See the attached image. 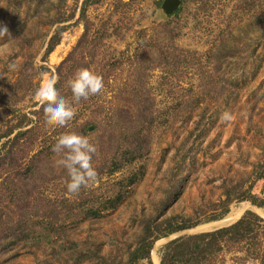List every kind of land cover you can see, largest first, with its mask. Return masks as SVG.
<instances>
[{"label": "rangeland", "instance_id": "obj_1", "mask_svg": "<svg viewBox=\"0 0 264 264\" xmlns=\"http://www.w3.org/2000/svg\"><path fill=\"white\" fill-rule=\"evenodd\" d=\"M162 2L0 0V264H123L146 225L154 236L165 217L196 223L137 262L159 264L173 238L246 210L264 220V206L238 199L264 160V0H179L170 13ZM81 68L104 88L73 102L64 126L48 122L36 90L55 76L71 101ZM68 132L97 149L95 178L74 194L51 150ZM251 185L264 197L262 179ZM214 248L202 264H264L260 230Z\"/></svg>", "mask_w": 264, "mask_h": 264}, {"label": "trees", "instance_id": "obj_2", "mask_svg": "<svg viewBox=\"0 0 264 264\" xmlns=\"http://www.w3.org/2000/svg\"><path fill=\"white\" fill-rule=\"evenodd\" d=\"M91 0H84L85 3L90 2ZM50 39L46 47V52L51 51L53 46L56 44L57 40ZM23 134V131L20 130L16 133L15 136ZM136 148V149H135ZM134 148L133 154L138 151V147ZM126 159L139 157L136 154L132 156V152L129 149H126L122 152ZM125 154H128L129 157H126ZM117 163V162H116ZM117 165H119L117 163ZM118 167L116 166L115 169ZM252 175H254L253 180L248 185V187L240 194L239 200H248L252 204L257 206H264V197L260 198L255 193L252 192V182L256 179H262L264 181V160L256 165L252 170ZM129 183L135 181L134 177L130 178ZM227 195L226 204H229L230 197ZM120 196L117 195L114 199L109 200L110 205H115V201H118ZM227 211L225 208L219 214L212 215L209 219L220 218L223 213ZM175 221V222H172ZM165 226L163 231L157 232L154 236H151L149 232V226L144 227V235L135 245L133 250L130 252L129 257L123 264H137L140 259H147L149 254V249L151 248L155 239L159 237H165L169 234L177 231L184 230L189 228L196 223H189L186 219L180 218L179 215L169 216L162 219ZM258 230L264 235V220L257 216L254 212L246 210L242 216L237 219L235 222L219 227L217 229L199 232L195 234H186L181 235L176 238L169 240L161 248L160 253V262L159 264H171V263H181V264H202L206 260V256L211 254L215 249L216 245L218 248H222V244L227 241L238 242L242 241L249 233L257 232ZM148 264H151L149 261Z\"/></svg>", "mask_w": 264, "mask_h": 264}, {"label": "clouds", "instance_id": "obj_3", "mask_svg": "<svg viewBox=\"0 0 264 264\" xmlns=\"http://www.w3.org/2000/svg\"><path fill=\"white\" fill-rule=\"evenodd\" d=\"M6 33L7 28L0 26V38H3ZM56 83L57 78L49 76L36 90L35 99L42 106L46 120L58 126H64L72 120L75 114L72 107L73 102L78 103L81 99H87L90 95L100 93L104 88L102 76L88 68L77 70L68 81L71 101L58 93ZM220 119L231 121L233 116L225 111ZM51 150L61 154V158L56 163L67 171L66 190L68 193H77L82 186H87L88 182L95 178L96 171L91 160L97 149L94 144L90 143L88 137L76 132L61 134Z\"/></svg>", "mask_w": 264, "mask_h": 264}, {"label": "water", "instance_id": "obj_4", "mask_svg": "<svg viewBox=\"0 0 264 264\" xmlns=\"http://www.w3.org/2000/svg\"><path fill=\"white\" fill-rule=\"evenodd\" d=\"M179 0H163L162 8L167 12L170 13L172 10L178 6Z\"/></svg>", "mask_w": 264, "mask_h": 264}, {"label": "bare ground", "instance_id": "obj_5", "mask_svg": "<svg viewBox=\"0 0 264 264\" xmlns=\"http://www.w3.org/2000/svg\"><path fill=\"white\" fill-rule=\"evenodd\" d=\"M240 211H241V209H239L237 212H235L234 214L233 213H231V214H229V215H226L227 217L226 218H224L223 220H221L222 222H224V221H228V220H232V219H235V218H237L238 217V215H239V213H240ZM213 223V222H212ZM209 224H203V225H200V226H198L197 228L198 229H202V228H209ZM154 260H155V264H157V259H156V257L154 256Z\"/></svg>", "mask_w": 264, "mask_h": 264}]
</instances>
